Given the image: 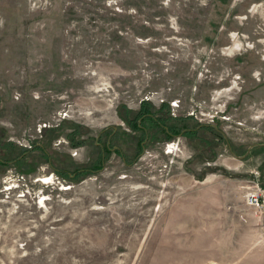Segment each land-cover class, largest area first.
Masks as SVG:
<instances>
[{
	"label": "rangeland",
	"instance_id": "rangeland-1",
	"mask_svg": "<svg viewBox=\"0 0 264 264\" xmlns=\"http://www.w3.org/2000/svg\"><path fill=\"white\" fill-rule=\"evenodd\" d=\"M0 264H264V0H0Z\"/></svg>",
	"mask_w": 264,
	"mask_h": 264
},
{
	"label": "built area",
	"instance_id": "built-area-1",
	"mask_svg": "<svg viewBox=\"0 0 264 264\" xmlns=\"http://www.w3.org/2000/svg\"><path fill=\"white\" fill-rule=\"evenodd\" d=\"M152 98H153V95H150V96L146 97L145 100H150ZM178 103H179L178 101H173L172 102V109L173 110H175L177 107H179ZM67 117H68V110L67 109L63 108V109L58 110L54 114V116H53V118L51 120L40 122L37 125V133L38 134H43L47 129L58 127L61 124V122L63 120H65ZM169 146H170L169 151H172L174 146L173 145H169ZM74 154L77 155L78 151L77 150L74 151ZM262 196H263L262 190H258V189H255V191H253L251 193H247V199L249 200L250 204L259 205L260 204V198Z\"/></svg>",
	"mask_w": 264,
	"mask_h": 264
},
{
	"label": "trees",
	"instance_id": "trees-1",
	"mask_svg": "<svg viewBox=\"0 0 264 264\" xmlns=\"http://www.w3.org/2000/svg\"><path fill=\"white\" fill-rule=\"evenodd\" d=\"M143 106L146 108L147 107V105H146V103L145 104H143ZM145 108H142V114L144 113V109ZM144 115H147V116H150V117H153V115L152 114H148V113H144Z\"/></svg>",
	"mask_w": 264,
	"mask_h": 264
}]
</instances>
